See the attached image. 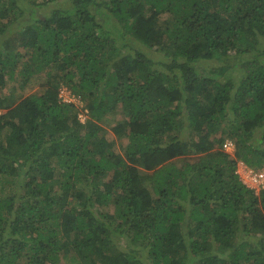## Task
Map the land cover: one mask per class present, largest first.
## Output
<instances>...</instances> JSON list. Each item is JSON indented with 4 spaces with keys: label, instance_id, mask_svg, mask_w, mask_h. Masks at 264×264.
I'll use <instances>...</instances> for the list:
<instances>
[{
    "label": "trees",
    "instance_id": "trees-1",
    "mask_svg": "<svg viewBox=\"0 0 264 264\" xmlns=\"http://www.w3.org/2000/svg\"><path fill=\"white\" fill-rule=\"evenodd\" d=\"M239 161L264 0H0V264H264Z\"/></svg>",
    "mask_w": 264,
    "mask_h": 264
},
{
    "label": "built area",
    "instance_id": "built-area-1",
    "mask_svg": "<svg viewBox=\"0 0 264 264\" xmlns=\"http://www.w3.org/2000/svg\"><path fill=\"white\" fill-rule=\"evenodd\" d=\"M61 96L67 98V89L65 87L62 88ZM81 120L84 121L85 117L80 115ZM226 150L231 151L234 149V144L231 141H226L224 144ZM244 170V176L241 175L243 181L250 187L260 189L264 187V169H254L249 168L245 165L242 166Z\"/></svg>",
    "mask_w": 264,
    "mask_h": 264
},
{
    "label": "rangeland",
    "instance_id": "rangeland-1",
    "mask_svg": "<svg viewBox=\"0 0 264 264\" xmlns=\"http://www.w3.org/2000/svg\"><path fill=\"white\" fill-rule=\"evenodd\" d=\"M219 63H220V62H219ZM20 84H21V80L17 79L16 86H20ZM62 88H63V87H62ZM20 90H21V89H19V90L17 91L18 93H16V91H15L17 97H19L20 95H22L21 93H19ZM25 92H27V90H26ZM80 104H81V103H80ZM231 152H233V150H231ZM237 167H239V168H238V169H239V170H238L239 173H240L241 175L244 176V170H243V167L240 166V162H239V164H238ZM61 260H62V261H61V264H67V259L62 258Z\"/></svg>",
    "mask_w": 264,
    "mask_h": 264
},
{
    "label": "clouds",
    "instance_id": "clouds-1",
    "mask_svg": "<svg viewBox=\"0 0 264 264\" xmlns=\"http://www.w3.org/2000/svg\"><path fill=\"white\" fill-rule=\"evenodd\" d=\"M85 120V119H84ZM82 121V120H81ZM240 162V166L242 167L243 165H245V166H247V167H249V168H254V169H260V168H255V167H251V166H248L247 164H245L243 161H239ZM239 164V163H238ZM239 168V167H238ZM237 168V173L239 174V176H240V179L243 181V179H242V177H241V174L239 173V169ZM261 169H264V168H261ZM243 183L244 184H246L244 181H243ZM247 185V184H246ZM248 186V185H247ZM248 187H250V186H248ZM251 188H253V187H251ZM256 191H259L260 189H256V188H254Z\"/></svg>",
    "mask_w": 264,
    "mask_h": 264
}]
</instances>
